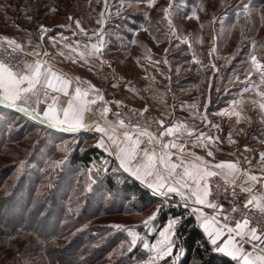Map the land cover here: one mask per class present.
Listing matches in <instances>:
<instances>
[{
    "label": "snow or ice",
    "instance_id": "snow-or-ice-1",
    "mask_svg": "<svg viewBox=\"0 0 264 264\" xmlns=\"http://www.w3.org/2000/svg\"><path fill=\"white\" fill-rule=\"evenodd\" d=\"M145 2L149 8L156 4V0H145ZM221 4H224V0H221ZM199 7L201 11L206 10L203 4ZM109 8L108 0H104V8L101 9L96 20L99 27L91 32L76 20L78 32L73 31L72 37H78L77 39L72 40L71 37L61 35L60 40L63 43L58 45L53 38L52 45L58 48V55L72 59L73 62L78 59L85 65L90 63L92 57L99 60L101 66L107 64L108 61L103 58V54L108 45L105 13ZM175 11L173 0H168L167 5L162 9L163 16L159 21L168 29L163 35L169 41L175 37L181 43H187L189 47L193 39L202 44V37H193L192 34L183 37L178 35V29L173 22ZM241 11L246 18L250 17L249 4H243ZM144 17L147 21V12L144 13ZM192 17L200 19L195 10L192 12ZM260 18L264 22V13ZM67 19L71 21L73 16L69 15ZM217 19L218 17L213 15L211 23L214 24ZM141 27L150 33L153 31L160 33L159 28L153 30L144 25ZM50 31L51 29L41 24L39 26L41 40ZM244 36L245 32L241 29V37ZM153 38L157 39L156 36ZM69 40L72 42L69 43ZM216 41L217 36L213 31L208 56L214 72L218 71V66L211 62L212 54L217 50ZM131 42L138 43L136 40ZM258 46L264 48V42L251 41L246 59L241 61L240 68L234 70L232 75L237 83L244 85L241 93L254 92L256 98L250 103L258 108L264 121V90L260 87L264 86V58L256 54ZM142 47L145 51V59L153 66L168 64L166 58L153 60L151 49L146 45ZM40 48L41 44L38 43L35 57L29 60L24 56L22 43L17 42L14 37L0 35V104L18 109L25 116L51 129L70 133L88 130L99 134L95 146L113 157L115 166H111L108 159H104L100 166L93 162L92 167L88 169L90 183L86 186V191H90L91 185L96 183L93 173L100 175V167L104 168L105 173L111 167L112 175L118 182L121 180V175L118 174L126 173L128 177L151 190L154 195L162 197L164 204L175 199L176 206L182 204L185 210H190L189 214L195 216L213 252L224 254L235 264H264V151L259 152L258 169L253 167L248 158H244L243 162L239 158L216 160L217 145L222 143L219 136H213L210 132L197 129L194 124L175 118L166 122L164 114L159 117H146L147 104L139 110L130 109L131 115H123L120 111L123 106L122 100L109 101L105 98L103 90L90 81L83 80L79 76L69 77L54 70L48 59L50 53L46 50L39 51ZM164 51L167 53L168 49ZM216 58L220 59V57ZM136 59L137 64H140V58ZM232 59V56L226 58L227 62H231ZM193 60L202 68L205 67L195 54ZM89 70L91 71V68ZM238 71L244 72L243 81L240 80ZM147 79L155 81L154 76ZM129 83H125L126 88H129ZM113 87H116L115 83ZM129 90L137 93L135 88ZM160 99L163 101L162 97ZM242 104L243 100L234 99L230 108L222 109L220 115L235 116L237 123L242 119H248L243 115L242 109H238V105ZM111 105L116 106L115 112ZM189 107L193 109V118L199 116L208 128L219 131L220 126L212 124L206 112L200 113L196 104ZM110 116L113 118L110 119ZM133 117H136L135 121ZM153 125L156 127L153 128ZM228 141L235 143L231 132ZM261 142L264 143V140ZM188 145H191V148ZM196 148L202 149L205 154L197 153L193 150ZM58 150L65 155L62 159L51 162L49 168L62 166L68 159L67 153L71 151L67 144L60 146ZM242 163L245 166H242ZM19 165L17 176L24 170L25 161H19ZM217 179L222 184L214 185L213 181ZM221 186L230 196L227 208L218 199H213L214 193L219 191ZM237 190L245 194L242 204L237 203ZM162 206L157 205L156 209L142 221L144 233L137 230V225L122 223L109 225L113 230L126 233L127 239L120 246V255L125 254L123 251L125 248L131 253L140 244L148 255L146 259L138 260L137 264H162L165 257H173V255L172 264H176L183 255L182 250L176 252L174 249L177 226L181 217L170 216L163 227L157 228L155 221ZM253 210L259 213V217L249 215ZM149 234H157L156 239L150 240ZM40 243L46 246L48 242L40 241Z\"/></svg>",
    "mask_w": 264,
    "mask_h": 264
},
{
    "label": "crops",
    "instance_id": "crops-1",
    "mask_svg": "<svg viewBox=\"0 0 264 264\" xmlns=\"http://www.w3.org/2000/svg\"><path fill=\"white\" fill-rule=\"evenodd\" d=\"M72 1L74 2V0H62V2L55 0H0V35L14 37L17 42L22 43L24 45L25 58L29 60L35 57L38 51L36 45L40 43L41 48L39 51L46 50L50 53L48 59L54 70L69 77L79 76L83 80L90 81L103 90L105 98L109 101L122 100L123 103H128L141 109L147 104L148 109L155 112L157 117L164 114L166 122H170L175 118L176 120L194 124L197 129H203L206 133L210 132L213 136H219L222 143L217 145L216 160H235L239 158L243 162L244 158H248L251 160L253 167L258 169L259 152L264 150L256 151L252 146L256 144L264 145L261 142L264 140V121H262L258 108H256L259 112L258 118L254 120V110L250 103L254 92L241 93V88L244 86L241 84L238 88L227 89L225 98L221 101H209L210 93L213 92L210 87L211 79L218 76L220 72L227 73L228 76L232 75L235 66L240 65L241 59H246L243 53H240L235 58L230 53H222L216 50L212 55L220 57V59L215 61L213 58L211 59V62L218 66V71L214 72L209 63L208 54V59H205L201 54L203 48L194 44L193 40L191 41V47H189L187 43H181L175 37L169 41L163 35L168 31L163 24L159 23L163 12H157L160 14L156 15L155 20L150 21L149 19V24L146 23L144 25V27L153 30L159 28L160 33L145 31L139 23L140 18H136L138 21H127L121 17L118 20V23L121 21V25L110 24L111 20L106 14L107 23L105 29L108 33L106 37L108 45L104 51L103 58L108 63L103 66L98 63L97 67H94L95 57L90 58L88 65L75 59V57L73 58L75 62H73L72 59H65L58 55V48L52 45L53 38L56 39L58 45L63 43L60 40L61 35L71 37L72 40L77 39L78 37H72L73 31L78 32L76 20L80 21V19L84 18V23L81 25L89 32L94 29V26L92 18L89 17L90 19L88 20L86 14L81 10H71ZM84 11L86 13L88 9H84ZM69 15L73 16V20L69 21L67 19ZM28 17H31V19H28ZM143 19L147 22L145 17ZM41 24L51 29L49 33L45 34L43 40H41L39 34V26ZM178 35L180 37L187 36L182 34L181 30H178ZM154 36L157 39H154ZM72 40L68 42L71 43ZM133 40L138 41V43H132L131 41ZM142 45H146L151 49L153 60L166 58L168 64L161 63L159 66L150 64L145 59V51ZM165 49H168L167 53H165ZM193 54L205 67L202 68L200 64L194 62ZM230 56L233 59L231 62H227L226 58ZM136 58H140V64H137ZM96 61L99 62L97 59ZM109 64L111 67H109ZM223 67L225 69L222 71ZM90 68L91 71L89 70ZM237 74L243 76L244 80L245 74L243 71H238ZM206 75H208V79L211 78L208 82L205 80ZM151 76L155 77L154 82L147 79V77ZM126 82H130L129 88H135L138 94L126 88ZM114 83L116 87H113ZM146 88L148 89L147 91L145 90ZM219 96L223 97L222 94H219ZM160 97L163 98V101H161ZM234 99L243 100V104L238 105V109H242L243 115L248 118L242 119L239 123L236 122L235 116L220 115L222 109L230 108L231 101ZM206 103L207 107H205ZM192 104L197 105L200 113L206 112L208 120L209 117H212L211 122L220 126L219 131L208 128L199 116L193 118V109L189 107ZM111 108L115 110L116 106L111 105ZM229 132L232 133V139L235 140V143H229ZM79 133L88 135L90 146H95L96 141L99 139V134L93 131L81 130ZM188 147L191 148V145H188ZM100 150L103 151V149ZM193 150L201 155L205 154L200 148ZM104 154L106 155L104 158H111L113 166H115L114 158L110 157L106 152ZM242 166L245 165L242 163ZM122 175L128 176L126 173ZM147 190L153 194L151 190ZM200 230L203 233L201 228Z\"/></svg>",
    "mask_w": 264,
    "mask_h": 264
},
{
    "label": "rangeland",
    "instance_id": "rangeland-1",
    "mask_svg": "<svg viewBox=\"0 0 264 264\" xmlns=\"http://www.w3.org/2000/svg\"><path fill=\"white\" fill-rule=\"evenodd\" d=\"M55 1L62 2V0ZM72 3V11L81 10L86 14L88 20L92 18L94 29L99 26L96 20L99 18V12L104 8V0H74ZM167 3L168 0H156V4L149 8L145 0H108L110 8L106 10L105 14L110 18V24L121 25V21L118 23V20L123 17L127 21H138L136 18H140V25H145L146 23L149 24V19L150 21L155 20L156 15L160 14L157 12L162 13V9ZM173 4L176 8L173 16L174 24L184 35L192 34L193 37H202V44L196 39H193V42L198 47L203 48L201 54L205 59H208L207 48L212 45L213 31L217 36V51L230 53L235 58L240 53L246 56L252 40L264 42V22L260 18L261 14L264 13V0H224L223 5L221 4V0H173ZM201 4L205 6V11L200 10L199 6ZM243 4H249L251 7V15L248 18L241 11ZM84 9H88V11L85 13ZM193 10L200 17L199 20L192 17ZM145 12L148 13L147 22L143 19ZM213 15L218 17L214 24L211 23ZM80 23H84V18L82 20L80 19ZM201 24H203V27H201ZM241 29L245 32L244 38L241 37ZM238 46L239 52H237ZM256 54L264 58V48L258 46L256 48ZM212 58L214 61L217 59L213 55ZM241 61L239 64H241ZM98 63L94 59V67H97ZM239 66L236 65L235 70L237 67L239 69ZM224 69L223 67L222 71ZM238 75L240 80L243 81V76ZM205 77L206 82L211 79H208V75ZM211 81L210 87L213 92L210 93L209 101H221L225 98V89L238 88L241 85L236 82L233 75L228 76L227 73L223 72H220ZM260 87L261 90H264V86ZM219 94H222L223 97H220ZM255 98L253 93L252 99ZM253 110L254 120H257L256 118H258L259 112L256 107H253ZM211 119L212 117H209L210 121ZM3 126L7 129L6 136H12V138L9 139L11 141L2 146L4 150L0 153V196L10 193L16 188H18L16 195L20 194L22 187L28 185L25 182L26 179L22 178L31 169H35L41 175L40 182L38 184L34 183L38 192L42 189L53 191L56 178L63 176L62 183L57 187L60 192L64 190L63 182L65 180H72L71 190L68 192V199L63 203L71 206L72 210L69 218H76L79 222L85 221L84 227L86 228L96 229L100 233L107 232L105 235L109 234L113 236L117 243V246L108 253L107 260L99 264H121V261H125L126 264H137L138 260L147 258L148 254L140 244L133 249L131 258L127 259L129 252H127L126 248L123 250L125 254L120 255V246L127 239L126 233L113 230L109 225L113 223L137 225V230L144 233L145 229L142 226V221L156 209L157 205H164L166 207L176 206L175 199H171L169 203L164 204L162 197L153 195L157 198V201L154 204L142 206L136 202L134 197H127L120 192V181L118 182L115 176L112 175L111 167H109L107 173L104 172L103 167H100V175L94 172L93 179L96 180V183L91 185L90 191H86V186L90 183L88 169L92 167L93 162L88 167L69 165L70 155L76 146L80 147V151L90 147L86 133H70L58 129H51L47 125L40 124L25 116L18 109H13L6 104H0V127ZM65 144L71 149L67 153V161L62 166L54 169L49 168L51 162L64 157L65 153L58 149ZM252 148L256 151L264 150V145L256 144ZM104 159H108L111 166H113V160L111 158H101L99 161H95L96 165L100 166ZM21 160L25 161L26 166L22 173L17 176V169L20 167L19 161ZM106 174L116 182V188L112 192H109L108 188L103 184ZM118 175L122 176V174ZM22 190L26 191V188ZM38 192L36 193L37 195H39ZM81 208H85V215H81ZM189 211L186 210L187 214H189ZM1 214L5 218L9 217L7 213ZM53 218L49 219L48 223L52 222ZM49 225H46V227H49ZM155 226L157 227L156 221ZM156 235L149 234L148 238L154 241ZM66 238H69L68 235ZM28 241L29 243H36L34 236L28 233L8 237L0 225V264H16L17 262L23 264L34 263L37 260L36 257L27 258L24 256L25 253L21 251ZM55 243L61 245L64 243V240H56ZM175 251L179 252L180 248L175 249ZM17 252H19V255H17ZM173 259L174 255L173 257H165L162 264H172Z\"/></svg>",
    "mask_w": 264,
    "mask_h": 264
},
{
    "label": "trees",
    "instance_id": "trees-1",
    "mask_svg": "<svg viewBox=\"0 0 264 264\" xmlns=\"http://www.w3.org/2000/svg\"><path fill=\"white\" fill-rule=\"evenodd\" d=\"M3 127H0V153L4 150L2 146L12 138V136H6L7 129ZM105 156L104 152L95 146L87 147L83 151L76 146L70 155L69 165L88 167L92 162L99 161ZM40 178L41 175L35 169H31L22 178L26 179L25 182L28 184L22 187V189L26 188V191L21 189V193L16 195L18 191L16 188L0 196V225L5 235L10 237L28 233L34 236L36 243L28 241L23 248L24 251L21 250L25 253V257L37 258L32 264H99L107 260L108 253L117 246L113 236L105 235L107 232L100 233L96 229L84 227L85 221L79 222L76 218H69L71 206L63 203L68 199L72 180H65L64 190L60 192L57 187L60 186L64 177L58 176L54 182L53 191L42 189L38 192L34 183L38 184ZM103 184L109 192L116 188V182L107 174L104 176ZM119 190L127 197H134L136 202L142 206L154 204L157 201L154 194L125 175L121 176ZM37 192L39 195L36 194ZM80 211L81 215H85V208H81ZM1 213H7L9 217L5 218ZM170 216L181 217L176 231L175 249L180 248L183 255L177 264H235L231 258L212 251L211 245L198 227L194 216L187 214L186 210L181 207L163 205L156 218L157 228L162 227ZM52 217H54L53 221L48 223ZM60 239L64 240V243L57 245L55 241ZM40 241L48 243L45 246ZM131 256L132 252L128 254L127 259ZM120 263L126 264L125 261ZM16 264L23 263L17 262Z\"/></svg>",
    "mask_w": 264,
    "mask_h": 264
},
{
    "label": "built area",
    "instance_id": "built-area-1",
    "mask_svg": "<svg viewBox=\"0 0 264 264\" xmlns=\"http://www.w3.org/2000/svg\"><path fill=\"white\" fill-rule=\"evenodd\" d=\"M211 46H209L207 48V52L209 51ZM24 56H25V51H24ZM130 109H141L137 106H134V105H131V104H128V103H123V106L120 108V111L123 115H131V112H130ZM117 109L113 110L114 112L116 111ZM150 116H156L155 112H153L152 110H148L147 114H146V117H150ZM157 117V116H156ZM113 118L110 116V119ZM136 117H133V121H135ZM156 125H153V128H155ZM213 184H222V182L217 179L215 181H213ZM213 199H218L220 201V203L224 204L225 208L228 207V200L230 199V196L228 194H226L223 190V186H221V189L217 192L214 193V196H213ZM245 199V194L244 193H240L239 190H237V203H240L242 204L243 200ZM181 208L184 209L183 205L181 204L180 205ZM206 211H209L207 209H205ZM249 215H252L254 217H259V213L255 210L249 212ZM247 247V245H246Z\"/></svg>",
    "mask_w": 264,
    "mask_h": 264
}]
</instances>
